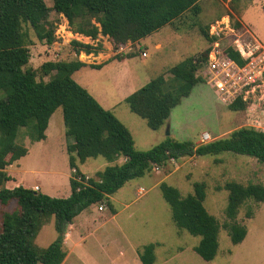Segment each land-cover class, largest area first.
Returning a JSON list of instances; mask_svg holds the SVG:
<instances>
[{
	"label": "trees",
	"instance_id": "16d2710c",
	"mask_svg": "<svg viewBox=\"0 0 264 264\" xmlns=\"http://www.w3.org/2000/svg\"><path fill=\"white\" fill-rule=\"evenodd\" d=\"M202 1L52 0L50 7L46 0H0V203L3 206L12 201L17 204L16 210L1 215L0 264H62L67 255L65 234L78 215L95 204L105 205L116 214L111 196L132 180L150 174L156 165L165 167L172 158L231 152L253 157L264 164V132L246 126L207 143L179 142L167 137L149 150H137L129 128L73 79V74L84 67V63L78 59L46 62L41 71L50 77L48 81L38 80L36 70L27 67L31 58L29 47L33 44L31 33L48 46L56 41V26L48 21L52 11L67 19L74 34L92 40L107 37L118 49L129 43H140L189 11L200 14ZM233 12L236 14L229 13L233 25L242 29L244 25L235 8ZM203 35L210 44L215 40L209 35V27ZM71 45L77 55L103 51L100 44L95 46L73 40ZM209 50L170 68V78L166 77L167 73L159 74L129 95L125 103L130 111L145 120L151 130L161 129L173 109L203 82L195 72L207 61ZM227 54L237 64L245 63L232 48L227 49ZM135 56L134 53L125 57L116 54L113 59ZM93 67L100 68L101 65ZM58 108L63 110L69 167L76 170L69 181L70 196L51 197L23 186L6 188L11 180L7 166L27 154V148L16 141L19 131L28 129L33 142L45 140L49 121ZM229 108L243 112L245 105L237 102ZM99 157L110 163L124 158V162L107 166L87 182L77 181L76 177L85 176L79 170V163ZM159 188L170 206L175 225L200 237L194 251L204 261H213L219 247L220 224L205 208L206 183L194 182L193 193L185 197L166 182ZM224 189L228 192L226 215L231 221L236 219L239 208L247 200L264 202L261 184L245 186L231 181ZM252 215L249 211L248 216ZM52 217H55L54 228L58 236L47 248L41 249L35 239ZM228 232L232 244L238 245L248 231L244 225L232 222ZM157 246L154 243L144 246L139 252L142 264H155Z\"/></svg>",
	"mask_w": 264,
	"mask_h": 264
},
{
	"label": "rangeland",
	"instance_id": "374dc122",
	"mask_svg": "<svg viewBox=\"0 0 264 264\" xmlns=\"http://www.w3.org/2000/svg\"><path fill=\"white\" fill-rule=\"evenodd\" d=\"M231 1L233 0H203L200 4V14L189 11L173 24L142 40L140 45L129 43L118 49H115L107 37L99 36L96 40L88 37L77 38L71 31L67 19L62 14L52 11L48 21L56 26V41L48 46L39 42L34 32L31 33L33 44L29 47L31 58L27 67L36 70L38 80L48 81L50 77L42 73L41 66L49 61L75 60V50L71 45L73 40L95 46L100 44L106 47L107 52L112 51L113 55L118 54L121 57L134 53L136 56L125 62L113 61L100 70L89 71L87 81L93 85L89 89L93 96H96L95 90L100 94H104L105 91L111 94L109 89L116 81L120 84L128 82L129 88L123 95L121 94L124 96L132 90L140 89L159 74L167 73L166 77L170 78L169 69L186 58L200 57L212 45L203 35V31L208 27L210 30L211 25L223 16L235 13L233 8L237 10L244 27H249L251 32L264 42V0H240L236 3ZM46 2L48 6H52V0ZM231 42L232 37L225 31L222 36L223 47H228ZM158 44L161 48H156ZM145 52H148L147 58L142 57ZM204 64L205 62L202 67ZM195 75L202 78L203 83H199L175 110L172 125L178 132L174 139L179 142L200 140L202 144L205 143L202 142L204 132L210 135V139L206 141L208 142L221 138L224 132L227 134L244 127V111H232L222 105L213 89L205 84L200 69ZM113 94L114 98L118 97L114 91ZM124 109L127 113L121 114ZM116 112L118 118L131 131L137 150H149L168 136L167 128L158 132L151 130L146 121L132 113L125 102L117 107ZM50 126L59 131L60 141L61 135L66 139L62 108L55 111ZM29 134L28 129H21L17 143L24 146L31 144ZM50 137L49 143H54L56 139ZM64 154L66 157L63 158L61 152L55 149L50 153L53 160L48 162H37L35 159L32 162L27 159L21 160L20 168L10 169L15 180L11 179L6 188L13 189L17 186L29 188L36 183L42 186V190L48 187L58 192L53 197L67 198L70 188L67 177L69 163L67 151ZM123 161L121 158L115 163L120 164ZM115 163L99 157L88 159L85 165L80 166L84 172L95 175L97 171ZM231 181L245 186L249 184L264 186V164L253 157L231 152H223L217 156H186L176 160V163L169 162L159 172L152 171L143 178L132 180L111 198L117 212L115 217H112L109 209L100 213L91 208L88 210L95 220V223L90 224L92 228H89L92 236L80 246L73 244L71 246L69 243L71 252L64 264H135L132 262H135L134 251L140 252L144 246L152 243L159 245L155 249L156 264H264V202L247 200L239 208L236 219L231 221L226 215L228 192L224 189V185ZM163 182L177 188L183 197L193 193L194 182L206 183L205 208L220 224L219 247L213 261H204L194 251L200 237L178 228L173 222L170 206L159 188ZM105 207L103 205L101 210ZM16 209L17 204L14 201L7 206L0 203V229L2 213L13 212ZM249 211L253 213L251 217L248 216ZM232 222L244 225L248 231L243 242L238 245H233L229 236L228 226ZM54 223L55 217H52L39 232L35 239L39 248L45 249L56 240L58 234Z\"/></svg>",
	"mask_w": 264,
	"mask_h": 264
},
{
	"label": "built area",
	"instance_id": "2783aa9c",
	"mask_svg": "<svg viewBox=\"0 0 264 264\" xmlns=\"http://www.w3.org/2000/svg\"><path fill=\"white\" fill-rule=\"evenodd\" d=\"M225 31L232 37L228 47H223L222 44ZM209 35L215 40L207 61L200 68L202 77L222 105L230 107L237 102L245 105L246 127L264 132V42L245 27L237 29L229 15L212 24ZM228 48L238 53L245 63L239 65L230 58L227 54ZM208 139L210 135L203 133L202 142L207 143ZM169 162L176 163V159L172 158ZM161 169V166L156 165L153 171L159 172ZM72 172L75 174L76 170L73 169ZM90 178L91 176L85 174L84 178L78 176L76 180L84 183ZM37 189L38 187L35 191Z\"/></svg>",
	"mask_w": 264,
	"mask_h": 264
},
{
	"label": "crops",
	"instance_id": "0c3cea01",
	"mask_svg": "<svg viewBox=\"0 0 264 264\" xmlns=\"http://www.w3.org/2000/svg\"><path fill=\"white\" fill-rule=\"evenodd\" d=\"M247 28L250 29L249 27H246V29ZM250 31H252V30L250 29ZM75 35L77 36V38H79V37L80 38H87V37H84V36L79 35V34H75ZM140 43H136V45H140ZM156 48H161V46L158 44V45H156ZM103 49L104 50L102 52L97 53V54L92 53L90 55H85V54L77 55L75 53V57H76L75 60L76 59L80 60L82 63L85 64V66L82 67L80 70L76 71L73 74L72 77H73V79L78 84H80L82 87L86 88L88 91H90L89 89L93 86V85H90L88 83V81H87L88 80V77H89V71L90 70H93V69L100 70L103 67H105V65H107L108 63L113 62V61L125 62V61L128 60L127 58H122L121 60L112 59V57H113L112 56L113 54L111 53L112 51L111 52H107L106 47H103ZM145 53H147V55H145V56L142 55L143 58H147L148 57V52H145ZM97 65H101V67L100 68L93 67V66H97ZM127 83L126 84H120L118 81H116V83H114L113 87L109 89L110 92H111V94L109 93V91H105L104 94H100L97 90H95L96 96H93L90 92L89 93L101 104V106L103 108H105L106 110H109V111L113 112L117 116V118H118L119 116H118V113L116 112L117 107L119 105H121L122 102H125V99L129 95H131L132 93H134L136 91V90H132L133 92L130 91L128 94L122 96L123 93L127 90V88H129V86H128ZM205 84H206V82H205ZM209 88L212 90L211 87H209ZM112 90L114 91V93L118 97L114 98L115 96H114ZM119 96H121V97L119 98ZM177 107L173 109V111L171 112V115H170L169 119L167 120L166 124L161 128V129L167 128V130L169 131V135L167 137H170L172 139H174V136L178 132L177 131L178 129L175 126L172 125V120L174 118V113H175V110L177 109ZM126 113H127V111L125 109H124V111H121V114H126ZM50 127L51 126H50V121H49L48 128H47V130L45 132V135H46V139L45 140L39 141V142H33L32 141L31 144L25 145V147L27 148V154H26V156L22 157L21 159L13 162L11 165L7 166L6 172L10 176L11 179L15 180V177L12 176V174L10 173V169L11 168H20L22 166V164H20V161L23 160V159H27V161L29 160L31 162L34 159L37 162H41V161H47L48 162L49 160H53L52 157L50 156V153H52L55 149L57 151H60L61 152L63 158L66 157V155L64 154L65 151H67L66 139H64L63 135H61V141H60V133H59V131H57L55 128H52V127L50 128ZM161 129H159L158 131H160ZM158 131H156V132H158ZM230 133H227L226 134V132H224L223 134H221V138L224 137V136L227 137ZM50 136H52V137H54V139H56V141L54 143H49L50 140H51L50 139L51 138ZM194 143L195 144H200V140L197 141V142H194ZM67 160H68V163H69V155H68V153H67ZM85 163H84V165H85ZM80 165L81 164L79 163V165H78L79 166V170L83 174L93 176V174H91V173L84 172L81 169V166ZM28 166H29V164H28ZM71 176H72V170L69 167V173L67 175L68 182L70 181ZM57 182H59V181H57ZM17 185H19V184H17ZM69 185H70V183H69ZM36 187H38L37 192H42L43 191L42 192L43 194H46V195L51 196V197H53L56 193H58V192H56L53 189H49L48 187L43 188L44 190H42V186H39L36 183L33 184L31 187H29V189L36 190ZM68 190H69V196H70V194H71V187ZM111 198H112V196H111ZM99 207H103V206H100L98 204L92 205L91 207H89L88 209H86L85 211H83L80 215H78L74 219L73 223L68 226L67 233L65 234V241H64L65 242V248L67 249V251H66L67 252V255H66V258H65V260L63 261L62 264H64V262L69 257L70 252H71V246H72V244L75 245V246L76 245L77 246H80L81 243H84L87 238H89V237L92 236V231L89 228H92L90 224L91 223H95V220L92 219V214L88 210L91 208L92 210H96V212H99V213L100 212H104L105 210H107V207H105L103 210L100 211L99 210ZM115 216H116V214H113L112 217H115ZM69 243L71 244V246H69ZM134 256H135L134 257L135 258L134 259L135 262L134 261H132V262L135 263V264H142V262L140 261V258H139V251L138 250L137 251H134ZM155 264H156V261H155Z\"/></svg>",
	"mask_w": 264,
	"mask_h": 264
},
{
	"label": "water",
	"instance_id": "95a60500",
	"mask_svg": "<svg viewBox=\"0 0 264 264\" xmlns=\"http://www.w3.org/2000/svg\"><path fill=\"white\" fill-rule=\"evenodd\" d=\"M167 135H169V132L167 133Z\"/></svg>",
	"mask_w": 264,
	"mask_h": 264
}]
</instances>
